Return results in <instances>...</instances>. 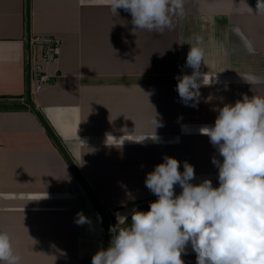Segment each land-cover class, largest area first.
I'll return each mask as SVG.
<instances>
[{
  "label": "crops",
  "instance_id": "0c3cea01",
  "mask_svg": "<svg viewBox=\"0 0 264 264\" xmlns=\"http://www.w3.org/2000/svg\"><path fill=\"white\" fill-rule=\"evenodd\" d=\"M117 11L108 0H31V44L37 35L59 41L49 84L32 91L40 117L28 101L27 0H0V232L20 264H91L109 245L110 221L158 199L145 179L165 156L181 172L185 161L194 166L191 183L218 187L211 161L222 158L199 129L224 104L264 96L256 0H184V14L163 33L134 31L131 14ZM195 36L203 38L200 71L212 82L192 107L176 85L192 73L186 57ZM155 116L163 126L154 128ZM78 212L90 222L77 225ZM181 259L196 264L190 244Z\"/></svg>",
  "mask_w": 264,
  "mask_h": 264
},
{
  "label": "clouds",
  "instance_id": "9594fccd",
  "mask_svg": "<svg viewBox=\"0 0 264 264\" xmlns=\"http://www.w3.org/2000/svg\"><path fill=\"white\" fill-rule=\"evenodd\" d=\"M108 6L116 15L118 9L130 13L134 31L172 30V17L184 14V0H108ZM256 13H264V0H256ZM194 41L186 57L192 73L178 76L176 85L181 101L192 107L199 103L201 87L212 82L206 83L200 71L203 38ZM217 111L214 124L199 131L222 158L211 161L218 169V187L210 179L191 183L194 166L185 161L181 172L180 162L165 156L145 179L158 199L146 212L134 209L130 223L118 214L108 247L98 250L91 264H184L181 255L189 244L196 264H264V96L245 94ZM153 123L163 126L157 116ZM175 185L182 189L179 195ZM89 222L77 213V225ZM20 260L10 235L0 232V262Z\"/></svg>",
  "mask_w": 264,
  "mask_h": 264
},
{
  "label": "built area",
  "instance_id": "2783aa9c",
  "mask_svg": "<svg viewBox=\"0 0 264 264\" xmlns=\"http://www.w3.org/2000/svg\"><path fill=\"white\" fill-rule=\"evenodd\" d=\"M58 49L59 41L55 38L48 39L44 35H37L33 38L31 44L32 91H39L49 84L51 74L47 70V65L56 60ZM116 223L117 221H110V226H114ZM108 235L112 238L109 229Z\"/></svg>",
  "mask_w": 264,
  "mask_h": 264
},
{
  "label": "water",
  "instance_id": "95a60500",
  "mask_svg": "<svg viewBox=\"0 0 264 264\" xmlns=\"http://www.w3.org/2000/svg\"><path fill=\"white\" fill-rule=\"evenodd\" d=\"M30 13H31V0H27V14H28V50H29V57H28V101L29 104L31 105V107L33 109H35V111L37 112V114L41 117V114L39 111H37L36 107L34 106V104L32 103V89H31V30H30ZM53 133V132H52ZM61 148L63 149V151L65 152V154L67 155L69 161L72 163L73 167L76 169L77 173L79 174V176L81 177V179L83 180V182L85 183L86 187L89 189L90 193L92 194V196L94 197V199L96 200V202L98 203V205L100 206V208L102 209L103 213L105 214V216L107 217L108 220H110V216L108 211L105 209V207L101 204V202L99 201L98 197L96 196V194L94 193V191L90 188V186H88V184L86 183L84 177L82 176V174L78 171L75 163L73 162V160L70 158V156L68 155V153L66 152V150L64 149V147L60 144Z\"/></svg>",
  "mask_w": 264,
  "mask_h": 264
},
{
  "label": "trees",
  "instance_id": "16d2710c",
  "mask_svg": "<svg viewBox=\"0 0 264 264\" xmlns=\"http://www.w3.org/2000/svg\"><path fill=\"white\" fill-rule=\"evenodd\" d=\"M130 221H131V217L128 219V222L130 223Z\"/></svg>",
  "mask_w": 264,
  "mask_h": 264
},
{
  "label": "rangeland",
  "instance_id": "374dc122",
  "mask_svg": "<svg viewBox=\"0 0 264 264\" xmlns=\"http://www.w3.org/2000/svg\"><path fill=\"white\" fill-rule=\"evenodd\" d=\"M146 212V211H145Z\"/></svg>",
  "mask_w": 264,
  "mask_h": 264
}]
</instances>
